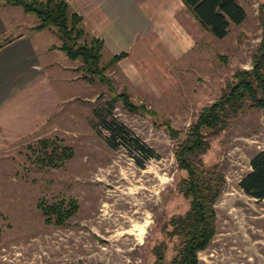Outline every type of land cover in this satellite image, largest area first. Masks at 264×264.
I'll use <instances>...</instances> for the list:
<instances>
[{
    "label": "rangeland",
    "instance_id": "rangeland-1",
    "mask_svg": "<svg viewBox=\"0 0 264 264\" xmlns=\"http://www.w3.org/2000/svg\"><path fill=\"white\" fill-rule=\"evenodd\" d=\"M261 1L238 0L246 12L240 23H230L221 38L198 32L196 53L188 61L163 78L151 72L138 85L116 62L102 71L107 81L97 76L88 81L79 61L59 49L44 50L58 42L54 27L31 28L35 14L0 0L10 30L29 33L40 58L55 57L58 74L52 65L46 69L61 89L58 109L45 124L0 151V264H152V247L163 241L165 258L173 255L177 240L166 234L168 219L183 213L188 202L177 189L185 172L176 164V140L164 123L184 131L199 108L230 83L236 68L250 66L260 38ZM120 91L142 108L132 111L111 101ZM111 117L129 139L141 140L155 155L146 158L125 139H111L104 127ZM39 138L67 146L71 158L56 160L58 166L38 161ZM207 139L202 160L216 164L225 177L213 203L214 232L198 251L197 264H264V197L247 196L238 185L250 156L264 145V105H246ZM39 198L75 199L77 208L62 225L46 224L36 207Z\"/></svg>",
    "mask_w": 264,
    "mask_h": 264
},
{
    "label": "trees",
    "instance_id": "trees-1",
    "mask_svg": "<svg viewBox=\"0 0 264 264\" xmlns=\"http://www.w3.org/2000/svg\"><path fill=\"white\" fill-rule=\"evenodd\" d=\"M5 1L14 6L19 5L25 13L35 14L38 21L32 28L39 30L43 27H54L59 40L54 48L62 50L69 59L79 61V68L88 72L87 80L90 82L94 76L100 81H107L102 71L106 65L115 63L124 55V52L111 54L104 65L99 64L102 57L101 39L88 35L81 16L77 15L64 0ZM182 2L202 29L214 38L223 37L227 34L230 23H240L246 14L238 0H182ZM257 12L260 38L255 51L250 54V66L244 69L236 68L232 72L230 83L223 87L217 98L199 108L194 122L189 123L184 131L164 123L169 137L176 140L173 145V156L178 167L185 172L177 181V189L188 203L183 213H177L168 219L169 229L166 230V234L177 240L172 247L173 255L165 258L164 241L156 243L152 247L154 254L152 264H197L198 251L211 241L216 215L213 203L223 190L225 176L218 170L216 164L211 166L204 164L201 155L206 153L208 148L207 136L226 127L246 105L253 108L264 105V1L258 4ZM7 39L8 37H5L0 43ZM110 100L121 102L128 110L142 108L141 104L131 103L127 92L124 91L112 94ZM114 119L111 117L109 121L104 122L105 129L110 130L111 139H125L146 158L155 155L141 140L129 139L124 134L122 125L117 124ZM37 143L41 146L40 155H36L38 161L58 166L56 160L71 158L72 153L67 146L58 147L48 138H39ZM249 162V168L239 178L238 185L245 195L260 200L264 197V145L250 156ZM36 207L40 208L46 224L62 225L75 213L77 203L71 198L53 199L49 202L39 198Z\"/></svg>",
    "mask_w": 264,
    "mask_h": 264
},
{
    "label": "crops",
    "instance_id": "crops-1",
    "mask_svg": "<svg viewBox=\"0 0 264 264\" xmlns=\"http://www.w3.org/2000/svg\"><path fill=\"white\" fill-rule=\"evenodd\" d=\"M64 1L81 16L88 35L101 39L103 58L124 52L116 65L138 85L151 78V72L163 78L175 64L188 61L196 53L198 32L205 33L182 0ZM10 29L0 12V40L8 37L0 43V151L37 132L61 101V89L46 69L52 65L58 74L55 57L40 58L29 33ZM58 43L44 50H56Z\"/></svg>",
    "mask_w": 264,
    "mask_h": 264
},
{
    "label": "bare ground",
    "instance_id": "bare-ground-1",
    "mask_svg": "<svg viewBox=\"0 0 264 264\" xmlns=\"http://www.w3.org/2000/svg\"><path fill=\"white\" fill-rule=\"evenodd\" d=\"M138 211V210H137ZM136 212V211H135Z\"/></svg>",
    "mask_w": 264,
    "mask_h": 264
}]
</instances>
